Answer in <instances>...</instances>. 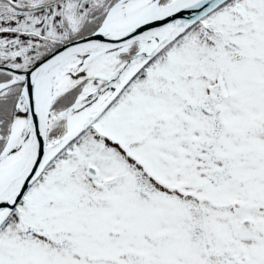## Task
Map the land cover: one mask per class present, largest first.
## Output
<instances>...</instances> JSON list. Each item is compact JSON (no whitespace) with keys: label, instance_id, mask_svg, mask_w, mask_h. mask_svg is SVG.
I'll use <instances>...</instances> for the list:
<instances>
[{"label":"snow or ice","instance_id":"6c2138e0","mask_svg":"<svg viewBox=\"0 0 264 264\" xmlns=\"http://www.w3.org/2000/svg\"><path fill=\"white\" fill-rule=\"evenodd\" d=\"M0 264H264V0H0Z\"/></svg>","mask_w":264,"mask_h":264}]
</instances>
